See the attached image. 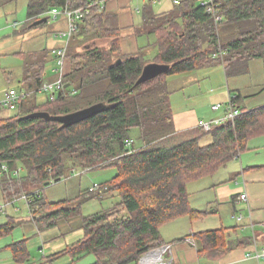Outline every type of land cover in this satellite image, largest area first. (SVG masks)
<instances>
[{"label": "trees", "instance_id": "trees-1", "mask_svg": "<svg viewBox=\"0 0 264 264\" xmlns=\"http://www.w3.org/2000/svg\"><path fill=\"white\" fill-rule=\"evenodd\" d=\"M15 1L0 0V7ZM147 1L138 31L155 35L153 59L147 58L145 47L133 54L123 52L119 13L102 8L100 0H28V26L49 18L48 12L55 7L74 9L95 3L69 42L70 71L65 75L69 87L38 104L37 91L48 75L49 51L31 53L27 91L35 89L34 94L19 103L14 117L0 118L2 186L5 191L20 186L31 190L28 203L33 213L38 210L35 220L43 229L76 216L78 209L68 204L77 198L49 201L37 193L66 178L69 168L117 169L110 181L100 185L119 192L118 206L127 213L116 216L109 209L83 216L84 238L59 253L69 254L74 261L93 254L92 264H129L151 248L163 246V225L182 216L202 215L191 205L188 183L215 174L238 158L251 138L264 134V105L247 109L238 95L232 99L242 114L234 121L213 125L210 131L198 127L211 141L201 143L204 135L169 145L163 141L174 133L181 137L174 123L167 75L216 64L224 65L228 77L249 73L252 60H264V0H216L222 16L219 22L203 0H178L174 9L163 13L153 10L156 0ZM98 39L108 44L99 45ZM150 61L170 64L171 69L135 86ZM100 102L116 106L68 128L45 119H20L35 111L63 115ZM136 127L141 145H129ZM18 163L27 171L23 177ZM194 236L201 254L229 245L224 229ZM253 241L249 236L230 245L248 246ZM12 250L18 264H35L26 239L13 243Z\"/></svg>", "mask_w": 264, "mask_h": 264}, {"label": "rangeland", "instance_id": "rangeland-1", "mask_svg": "<svg viewBox=\"0 0 264 264\" xmlns=\"http://www.w3.org/2000/svg\"><path fill=\"white\" fill-rule=\"evenodd\" d=\"M144 1L132 0L130 3L127 10L133 13L134 26H131L132 31L125 37L130 42L135 40L139 49L145 47L147 58L153 59L157 54V47L154 45L155 35L138 31L143 23ZM27 4L28 0H17L0 7V99L11 88L19 92L29 90L27 89V70L30 67L28 63L32 62L29 60L31 53L49 51L46 79L53 77L57 66L54 50L67 41L58 35L60 29L67 28L63 16L60 15L54 20L51 18L43 24L31 27L26 24ZM175 5V0L152 2V8L156 13L170 11L175 8ZM15 23L18 25L14 26ZM107 42V40L98 39L97 44L105 45L108 44ZM78 51H82V47L81 49L79 47ZM166 78L171 92L175 127L177 131H182L181 137L177 136L178 133H174L171 137L165 138L163 141L168 145L191 136L198 137L206 134L198 130L199 121H213L224 116V110L214 111L213 104H225L230 98L241 95L243 97L241 103L247 109L264 105L263 59L252 60L249 73L243 75L228 77L224 65L216 64L185 74H168ZM34 90L32 89L28 97L34 94ZM47 97H50L48 93L37 91L36 102L43 105ZM16 113V110L1 109L0 118L14 117ZM188 130L190 132H186ZM132 134L134 138L130 141L141 145L140 128H134ZM209 141L211 137L208 134L201 139V143ZM18 167L20 168L18 174L21 177L25 176L27 171L23 165L18 163ZM117 172L115 167L69 168L66 178L53 182L43 191L39 190L37 194L42 192L49 201L76 197L77 199L69 203L68 207L72 209L76 207L79 211L76 216L63 219L56 226L45 230L35 220L37 215L34 214H38V210L36 209L33 213L30 209L28 193L31 190L26 191L25 189L28 188L20 186L19 189L5 191L0 180V264H18L14 259L12 244L24 239L27 240L31 262L35 264H92L96 259L93 254L73 262L69 254L59 253L83 238L84 233L80 235L74 231L83 216L109 209L116 216L127 213L124 207L118 206L121 201L118 191H110L108 187L103 193L89 192V188L95 183L108 182ZM187 188L192 207L204 210L208 226H237L239 237H254L256 234L263 233L261 223H264V134L251 138L247 143V149L240 153V157L219 168L211 176L189 182ZM242 193L247 195V200L240 198ZM235 197L239 198L234 201ZM233 215H242L244 220L237 222L232 218ZM11 220H14L16 224H11ZM7 223L15 227L11 228L6 225ZM169 229L170 227L167 226L162 230L163 238L167 241L170 240ZM259 244L264 245V243ZM159 248H151L143 255ZM54 253L56 255L52 256ZM261 264L264 262L262 261Z\"/></svg>", "mask_w": 264, "mask_h": 264}, {"label": "crops", "instance_id": "crops-1", "mask_svg": "<svg viewBox=\"0 0 264 264\" xmlns=\"http://www.w3.org/2000/svg\"><path fill=\"white\" fill-rule=\"evenodd\" d=\"M147 2L148 1L145 0L143 3L146 5ZM130 3H132V0H110L106 3V5L104 7L108 11L119 13L120 25L123 29V33H126V34H124V38L121 41V46H122L123 52L126 54H133V53H137L139 51V48L137 46V42L135 40L130 42L125 37L127 34L130 33V31H132L131 26L132 27L134 26L133 13H131L127 10L128 7L130 6ZM61 16H63L65 18L67 28L62 29V30L60 29L59 32L67 31L68 27H69L68 18L65 15H61ZM49 19L50 18H48V20ZM63 46H60V47H63ZM57 68L58 67L56 66V68L54 69V72H56L57 74L55 73V75H53V77H51L49 80L45 79L44 82H46V81L47 82H53L58 78L59 73L56 71ZM69 71H70V60H68V64L66 65V68H65L66 74ZM197 127H198V125H197ZM190 131H191V129H190ZM190 131L188 130L186 132H190ZM177 132L180 133L182 131L179 130ZM192 133L194 135V132H192ZM191 137H193V136H191ZM104 196H102V197H104ZM240 196H241V194H240ZM102 197H100V198H102ZM237 198H239V197H235L234 201ZM196 210L202 212V215L195 218V219H192L188 215L182 216V217H179V218L174 219L172 221H169L165 225H163V227H162L163 229L166 228L167 226H169L170 227L169 230L171 232L169 235V237H170L169 241H167L164 238L165 244L163 246L168 245L170 247L167 250L166 254L163 255V258H165L164 259L165 262H167L168 264H261L262 261L264 262V259L256 260V259L247 258L246 255L249 251L252 250L253 244H250L248 246H245V245L236 246L235 244L232 246L230 245V243L233 244L237 240L241 241V240H244V239L249 237V236L239 237V234L237 231V226L227 227V226L223 225V226L214 227L215 225H211V224H210L211 226H208V224H207L208 221L204 217L206 214L204 212V210L197 209V208H196ZM235 216L236 215H233L232 218L235 219L237 222H242L244 220L243 219L242 221H238L235 218ZM163 229H161V232H163L162 231ZM222 229L225 230V236L227 239V243H229V245L227 244L225 247H223L220 250H211V251L203 253V254L199 253L197 241H196V238L194 235L196 233H203V232H207V231L222 230ZM74 231H76L80 235H82L84 233V235H83V238H84L85 231L80 226V224L76 227V229ZM83 238H80L79 240H81ZM179 239H184V240H179ZM256 239H257L258 243H264V234L263 233L256 234ZM253 243H254V241H253ZM54 255H56V254L55 253L52 254V256H54ZM141 259H142V257L140 258V260L138 262H132L129 264H142ZM157 259H158V257H155V256L151 258V260H153L154 262H156ZM73 262H74V260H73Z\"/></svg>", "mask_w": 264, "mask_h": 264}, {"label": "built area", "instance_id": "built-area-1", "mask_svg": "<svg viewBox=\"0 0 264 264\" xmlns=\"http://www.w3.org/2000/svg\"><path fill=\"white\" fill-rule=\"evenodd\" d=\"M110 0H100L99 4L102 8L105 7L106 3ZM147 1V0H146ZM216 0H203L202 3L207 7V11L211 14H213L215 21L219 22L222 20V16L219 15L216 5ZM176 3H178V0H175ZM95 3L86 5L84 7L79 8H70L69 5H67L65 8H58L55 7L51 9L48 12L49 18L56 19L60 15H65L68 18L69 27L67 31H61L59 32V36L67 39L66 44L63 47H60L58 49L54 50V54L56 57V63H57V69L56 71L59 73L58 78L53 82H44L42 86L40 87L39 91L46 92L51 96V99H54L55 93L62 91L66 88L65 84V68L68 64V47L69 42L71 38L77 33L79 30L80 23L86 18V16L90 13V9L92 6H94ZM18 23H15L14 26H17ZM30 92L28 91H22L19 92L16 89H9L6 91L4 96L0 99V110L1 109H10V110H16L18 108V105L21 101L26 99L29 96ZM213 110L218 111L220 109L224 110V116L220 117L213 121H205L200 120L198 127L202 128L204 131H210L213 127V125L221 124L227 120L234 121L238 116L242 114V111L239 106L236 105L235 101L230 98V100L225 103H218L214 104L212 106ZM133 142L130 141L129 145ZM107 190V187H102L99 184H95L92 187H90L91 192H100L103 193ZM241 199L247 200L248 197L246 194H241ZM235 218L238 221H242L244 217L242 215L235 216ZM263 226V234H264V223H261ZM253 227L255 225L253 224ZM254 243L252 250L247 253V258L249 259H256L261 260L264 259V246H260L256 236L253 237ZM163 248L155 250L153 252L147 253L142 256L141 262L142 264H168L165 262V258H163V255L166 254L167 250L170 248L168 245L162 246ZM158 257L156 262L151 260L152 257Z\"/></svg>", "mask_w": 264, "mask_h": 264}, {"label": "water", "instance_id": "water-1", "mask_svg": "<svg viewBox=\"0 0 264 264\" xmlns=\"http://www.w3.org/2000/svg\"><path fill=\"white\" fill-rule=\"evenodd\" d=\"M47 20H48V17L42 18L40 20H37L33 24H31V26L32 27L37 26V25L42 24L43 22H45ZM170 69H171L170 64L158 63V62L148 63L144 67L142 74L139 77V79L137 80L135 86H139V85H142L146 82L154 80V79L158 78L159 76L168 73L170 71ZM66 87H69V84H67ZM114 106H116V104H108L105 102H100V103H96V104H93L91 106H88V107H85V108H82V109H79V110H76V111H73V112H70L67 114H63V115H54L48 111H35V112L29 113L25 116H22L20 119L21 120L28 119V118L45 119L47 121H53V122L61 123L62 127L68 128L70 126L79 124V123L99 114V113L105 112V111L113 108ZM161 248H163V247H160L159 249H161Z\"/></svg>", "mask_w": 264, "mask_h": 264}]
</instances>
